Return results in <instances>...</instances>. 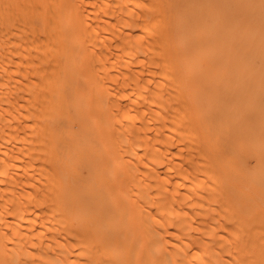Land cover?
I'll use <instances>...</instances> for the list:
<instances>
[{"label": "bare ground", "instance_id": "1", "mask_svg": "<svg viewBox=\"0 0 264 264\" xmlns=\"http://www.w3.org/2000/svg\"><path fill=\"white\" fill-rule=\"evenodd\" d=\"M0 264H264V0H0Z\"/></svg>", "mask_w": 264, "mask_h": 264}]
</instances>
